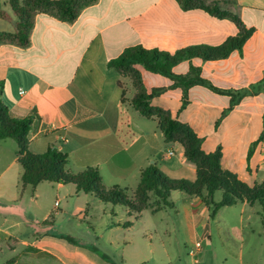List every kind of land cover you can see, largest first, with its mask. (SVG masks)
<instances>
[{"label": "crops", "instance_id": "1", "mask_svg": "<svg viewBox=\"0 0 264 264\" xmlns=\"http://www.w3.org/2000/svg\"><path fill=\"white\" fill-rule=\"evenodd\" d=\"M10 1L0 0V12L14 21ZM234 6L244 27L254 31L242 51H234L219 61L205 62L199 58L185 61L173 69L175 74L187 75L190 67L195 66L201 69L203 78L223 90L248 88L264 78V0H234ZM14 31L13 22L0 17V34ZM238 33L230 19H220L199 9L186 11L177 0H99L83 9L72 24L39 13L29 47L7 42L0 45L2 99L14 118H32L27 137L30 153L41 155L56 149L67 157L65 170L69 174L97 169L106 191L113 187L135 189L142 172L152 164L171 180L193 183L196 168L188 162L182 144L166 142L159 120L148 119L132 107L136 87L133 83L128 85V80L110 68L109 62L131 47L174 55L192 46H220ZM135 68L146 94L165 89L151 100L150 106L189 125L202 139L206 154L220 150L225 171L248 184L264 175V139L259 141L264 134V94L244 98L222 118L230 107V97L194 86L188 91V106L182 109L181 87L172 88L174 82L169 78L141 66ZM120 83L122 99L116 98ZM4 141H0V264L150 262L143 251L135 248L128 257L123 253L117 259L119 255L113 248L123 244L134 247L138 227L135 223L143 213L156 214L169 208L157 212L148 209L141 214L128 208L122 210L132 222L122 223L124 218L112 221L114 226H103L100 235L90 232L85 239L88 243L75 237L74 226H41L54 223L51 218L58 204L53 203L54 199L64 200L65 211L74 216L89 212L90 202L95 203L92 197H97L79 191L73 184L43 182L36 188H22L18 144L14 141L15 150ZM29 188L33 190L28 192ZM169 200L174 204L170 210L179 216L194 244L209 242L199 264L213 263L207 255L212 251L211 218L203 201L181 191L171 192ZM15 204L18 211L35 212L42 219L27 215V220L21 222L11 220L4 208ZM104 204L99 206L104 215L118 217L119 210L111 207L122 205ZM167 256L164 264H186L174 261L168 253Z\"/></svg>", "mask_w": 264, "mask_h": 264}, {"label": "trees", "instance_id": "2", "mask_svg": "<svg viewBox=\"0 0 264 264\" xmlns=\"http://www.w3.org/2000/svg\"><path fill=\"white\" fill-rule=\"evenodd\" d=\"M12 1L13 4H11V7L17 18V21L14 22L15 33L12 35L0 34V45L7 42L21 48H27L31 44V34L35 25V18L39 13H45L63 22L72 24L78 19L83 9L95 5L99 0ZM177 1L186 11L199 9L220 19H230L239 29L238 35L229 38L220 46H192L180 50L174 55L157 49L148 50L141 46L131 47L126 49L118 58L111 60L109 67L120 73L123 78L125 77L123 75L125 71L132 70L134 72L135 78L131 80L137 89V94L131 101L132 107L148 119L156 117L160 122L159 127L164 135L165 141L179 142L182 144L188 162L196 168V181L192 183L185 180H171L159 170L157 165H149L141 174L137 187L138 200L143 202L147 198V193L152 192L165 205V209L169 207L174 208V204L169 200L170 194L173 191H181L189 197L202 199L207 208L210 206L214 207V212L223 207L232 206L235 203V200L227 198L230 193L234 194L235 199L238 198L240 200V197L235 195L234 191H230L227 196H224L221 202L216 203L214 201L216 191L225 187L229 188L232 185V183L228 182V178H231L234 183L239 185H244V183L239 180L237 175L223 171L221 165L222 153L220 150L206 154L202 150V139L199 138L189 125L173 120L163 110L154 109L150 106L151 100L162 94L165 89H156L152 94H146L139 72L133 69L135 66H141L148 72L172 80L174 82L172 88L181 87L184 91L182 109L188 106V91L194 86H203L219 95L230 97V107L224 111L222 118L227 116L244 98L264 94V78L250 85L248 88L223 90L215 87L209 80L203 78L201 69L198 67L191 66L187 75L175 74L173 69L176 66L185 61H191L194 58L202 59L205 62L227 59L234 51H242L245 43L254 32L252 29L247 30L244 27L238 15L221 14L220 2L205 4L201 0ZM0 17L9 22H13L10 15L5 12H0ZM3 92L4 84L0 83V141L12 139L18 144V163L22 168V188H36L43 182L73 184L76 185L79 191L87 194H95L104 203H109L114 206H125L136 214H141L145 210H148L146 207L136 208L132 206L128 200L126 191L119 187H113L106 191L102 186V178L97 169L89 168L80 174H69L65 170L68 164L67 157L56 149H50L41 155L30 153L28 151L27 137L31 130L32 118L21 120L14 118L3 102ZM123 95L124 93L120 83L118 85V91L116 92V98L122 99ZM220 121L217 122V126ZM263 139L264 134L260 137L259 141ZM258 142L253 144L249 152V157H251ZM204 189L207 192V197L203 195ZM261 195H264L263 191H252L248 196V200L262 203ZM262 205L264 206V203ZM160 210L162 209L156 207L152 211L157 212ZM70 241L75 243L73 240Z\"/></svg>", "mask_w": 264, "mask_h": 264}, {"label": "rangeland", "instance_id": "3", "mask_svg": "<svg viewBox=\"0 0 264 264\" xmlns=\"http://www.w3.org/2000/svg\"><path fill=\"white\" fill-rule=\"evenodd\" d=\"M11 4H13V1H10V5ZM220 13L232 16L238 15L234 6V0H220ZM16 21L17 18L13 21V24ZM14 33L15 31L5 34L12 35ZM133 70L139 72L136 68ZM123 75L125 76L124 79L128 80L126 83L128 82V85H131L132 80L135 78L134 72L132 70H127ZM4 143L17 150V145L14 140L8 139L4 141ZM223 171L229 173L224 169ZM227 180L232 183V185H230L229 188L225 187L216 191L214 201L216 203L221 202L224 196H227L230 191H234L235 195L240 197V200L238 198L235 199L234 194L230 193L227 198L235 200L232 206H226L219 210L216 209L217 211H214L215 213L213 212L214 207L210 206L207 208L210 210L212 231L210 248L212 251H208L207 255L211 256V261L213 262L211 264H264V206L262 205V203H264V195H261L262 203L248 200V196L252 191L260 190L264 192V175L250 184L240 180L244 185L234 183L231 178ZM137 187L131 191L125 190L132 206L136 208L146 207L151 210L156 207L165 209V205L152 192H148L147 198L143 202H140L138 200ZM30 190L33 189L29 188L28 192H31ZM203 195L207 197L205 189L203 190ZM92 198L91 200H95V203H93L94 201L90 202L91 206L89 212L84 214L76 213L74 216L65 211L66 202L64 200L59 198L54 199L53 203L56 201L58 202L56 211L51 218L52 221L54 220V223H42L40 225L74 226V231L76 233L74 234L75 237H78L81 242L88 243L85 239L90 232L92 233V231H95L97 235H100L103 226H114L112 221L116 222L121 218H124V222L122 223L133 221L132 218L127 217V214L123 212L127 210V208L123 206L111 207L119 210V215L116 218L104 215L103 209L99 206H106V204L99 202L95 197ZM58 205H60V207ZM16 206L17 204L4 208L5 212L11 215V220L21 222L27 220V215L36 217L39 220L42 219L38 218L39 215L35 212L24 213L18 211ZM170 209L172 208L169 207V210L156 214H152L151 212L143 213L141 219L135 223V226H138L135 233L137 237L135 246H125L123 244L113 248L119 255L117 259H120L123 253L128 257L131 249L135 248L144 252V256L150 260L148 264L166 263L168 259L167 253L171 255L176 262L182 260L186 262V264H195L192 257L189 255L190 250L194 247L193 239L187 228L181 225L179 216L174 210ZM48 212H51L50 204ZM56 212H58L60 217H57L58 215ZM21 226L25 225L22 224ZM145 228L148 230H145ZM202 243L204 252L199 256L200 260L206 255L205 250L209 242L206 241ZM164 249H166V252H164Z\"/></svg>", "mask_w": 264, "mask_h": 264}, {"label": "built area", "instance_id": "4", "mask_svg": "<svg viewBox=\"0 0 264 264\" xmlns=\"http://www.w3.org/2000/svg\"><path fill=\"white\" fill-rule=\"evenodd\" d=\"M172 155V153H171ZM203 251V243L202 242H197L194 244V247L190 250L189 255L193 258L195 264H199V254L200 252Z\"/></svg>", "mask_w": 264, "mask_h": 264}]
</instances>
